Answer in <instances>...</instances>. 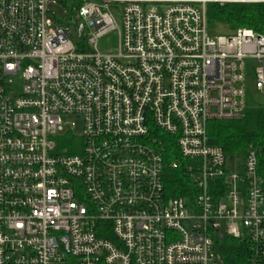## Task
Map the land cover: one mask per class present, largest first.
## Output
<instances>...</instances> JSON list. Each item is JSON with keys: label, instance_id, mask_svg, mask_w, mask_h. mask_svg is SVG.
I'll list each match as a JSON object with an SVG mask.
<instances>
[{"label": "built area", "instance_id": "obj_1", "mask_svg": "<svg viewBox=\"0 0 264 264\" xmlns=\"http://www.w3.org/2000/svg\"><path fill=\"white\" fill-rule=\"evenodd\" d=\"M213 4L264 0H0V264H224L227 239L264 264V151L208 136L244 118L249 59L264 92V35H211Z\"/></svg>", "mask_w": 264, "mask_h": 264}, {"label": "trees", "instance_id": "obj_2", "mask_svg": "<svg viewBox=\"0 0 264 264\" xmlns=\"http://www.w3.org/2000/svg\"><path fill=\"white\" fill-rule=\"evenodd\" d=\"M63 3L66 8L79 7L83 0H63ZM208 22L209 27L224 24L231 32L247 28L264 35V4H213L208 8ZM208 136L210 144L220 147L232 161L242 158L250 146L264 151V107L247 109L240 121L210 123ZM168 158L170 163L178 158L174 145ZM191 188L181 168L168 170L167 189L172 197H185ZM220 255L224 264H247V248L238 241L225 240Z\"/></svg>", "mask_w": 264, "mask_h": 264}, {"label": "rangeland", "instance_id": "obj_3", "mask_svg": "<svg viewBox=\"0 0 264 264\" xmlns=\"http://www.w3.org/2000/svg\"><path fill=\"white\" fill-rule=\"evenodd\" d=\"M55 7L53 10L57 14H62V3L63 0H54ZM116 19L119 20L118 15H115ZM211 35L213 36H228L231 31L228 26L224 24H215L210 27ZM98 50L102 54H116L118 50V37L116 32H111L102 37L97 44ZM256 63L254 60L246 61L245 70V102L247 109H256L264 107V92L259 91L256 88Z\"/></svg>", "mask_w": 264, "mask_h": 264}, {"label": "water", "instance_id": "obj_4", "mask_svg": "<svg viewBox=\"0 0 264 264\" xmlns=\"http://www.w3.org/2000/svg\"><path fill=\"white\" fill-rule=\"evenodd\" d=\"M72 31H73V33H74V41H75L76 43H78L79 40H80V34H81L82 31H83V26L80 25V32H79V33L74 32V29H73Z\"/></svg>", "mask_w": 264, "mask_h": 264}]
</instances>
